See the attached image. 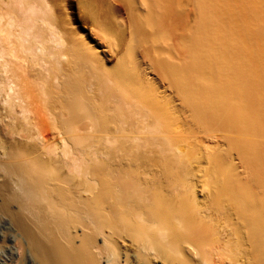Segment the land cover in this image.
<instances>
[{"label": "bare ground", "instance_id": "bare-ground-1", "mask_svg": "<svg viewBox=\"0 0 264 264\" xmlns=\"http://www.w3.org/2000/svg\"><path fill=\"white\" fill-rule=\"evenodd\" d=\"M0 124L13 264H264V0H0Z\"/></svg>", "mask_w": 264, "mask_h": 264}, {"label": "rangeland", "instance_id": "rangeland-1", "mask_svg": "<svg viewBox=\"0 0 264 264\" xmlns=\"http://www.w3.org/2000/svg\"><path fill=\"white\" fill-rule=\"evenodd\" d=\"M75 22L77 24H80V21H78V18L75 19ZM79 30H81L84 33L88 32L87 26H85V28H84L81 25L79 27ZM95 32H97V33L95 34ZM99 34L100 33L97 30L95 31V29H92L91 35L93 36V40H91V41H92V43L95 44V46L98 48V50H102V49L106 48L107 57L104 60L108 66H113L116 63L117 55H116V53H113V51H111V49H108L106 47L105 43L101 40V38H102L101 35H99ZM124 34L126 36V34H127L126 31ZM88 39H90V36ZM138 58H141V56ZM0 127H2L3 134H5L6 127L3 128V126L1 124H0ZM4 136L7 138L10 137L9 135H6V134ZM9 221H10L9 217L4 216V215L2 216L0 214V264H13V262H11L12 259H10L13 256L12 252H15V255H16L17 250H18L17 246L15 248L16 243H14L15 242L14 236H15L16 231L13 230V227H12L13 225ZM13 233H14V236H13ZM14 249H15V251H14Z\"/></svg>", "mask_w": 264, "mask_h": 264}]
</instances>
